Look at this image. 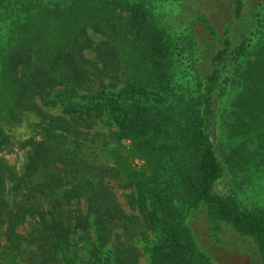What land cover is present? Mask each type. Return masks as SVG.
Returning <instances> with one entry per match:
<instances>
[{
    "label": "trees",
    "instance_id": "16d2710c",
    "mask_svg": "<svg viewBox=\"0 0 264 264\" xmlns=\"http://www.w3.org/2000/svg\"><path fill=\"white\" fill-rule=\"evenodd\" d=\"M156 2L0 0V107L12 121L38 118L17 143L28 153L21 170L2 156L16 141L0 125V256L77 264L74 235L89 240L92 228V263L142 264L148 250L149 264H217L190 224L202 210L250 237L264 264V205L222 185L264 169V28L252 50L251 36L237 40L246 0H231L221 36L200 34L198 92L177 90ZM124 139L146 164L108 161ZM116 187L130 189L131 212Z\"/></svg>",
    "mask_w": 264,
    "mask_h": 264
},
{
    "label": "rangeland",
    "instance_id": "374dc122",
    "mask_svg": "<svg viewBox=\"0 0 264 264\" xmlns=\"http://www.w3.org/2000/svg\"><path fill=\"white\" fill-rule=\"evenodd\" d=\"M154 11L161 25L173 42L175 49L174 58L176 63L177 90L181 86H189L188 91L198 87V76L194 71L199 65L202 55L201 33H209L210 36L220 35L232 14L231 0H157ZM232 33L240 40L246 35L252 37L249 49L261 36L264 28V0H246L243 18L234 22ZM96 41L103 38L102 35L91 32ZM185 47V49H182ZM87 55L94 58L95 52L87 50ZM134 68L127 71L131 76ZM13 91V90H12ZM9 98V102L12 98ZM225 100V99H224ZM226 102V101H225ZM223 107V104H222ZM0 125L15 141L16 145L12 151H4L2 156L8 160L17 170H21L27 160V149L20 148L18 141L29 138L34 134V127L38 118L36 114L29 112L25 114L22 121H12L7 114L6 106L0 107ZM96 128L106 131L108 125L100 123ZM131 140L124 139L119 143L118 150H110L105 153L108 161L112 164L135 168L146 164L147 156L143 155L130 145ZM113 148V147H111ZM226 184V185H225ZM229 189L235 188L239 198L248 207L264 205V169L250 170L246 175L231 174L222 183ZM225 188V187H224ZM116 194L126 211L131 212L127 203V194L130 189L115 188ZM13 198V195H9ZM190 224L195 232L198 242L209 257L217 264H260V257L255 243L250 237L239 234L230 224L210 223L202 210H196L190 217ZM92 237L89 240L81 238L83 231L74 235L73 243L79 258L77 264H100L91 262L92 243L96 239L94 229H90ZM4 242L5 237H0ZM142 248L145 244L138 242ZM112 244V241L110 242ZM1 250V248H0ZM142 264L150 263V252L144 251L140 259ZM0 264H26L23 257L0 256Z\"/></svg>",
    "mask_w": 264,
    "mask_h": 264
}]
</instances>
